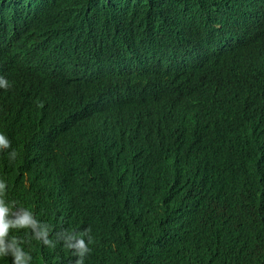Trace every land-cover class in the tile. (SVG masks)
I'll return each instance as SVG.
<instances>
[{"label":"trees","instance_id":"obj_1","mask_svg":"<svg viewBox=\"0 0 264 264\" xmlns=\"http://www.w3.org/2000/svg\"><path fill=\"white\" fill-rule=\"evenodd\" d=\"M43 1L46 0H0V39L4 37L0 45H7L15 52H24L27 47L26 51L29 52L31 42L35 48L51 39L46 54L54 56L63 53L62 56H66L61 58L64 61L59 68L56 65L48 66L50 72L66 80L67 75H85L86 79L100 81L103 96L112 93L113 88L144 86L149 78L138 77L142 82H133V76L125 65L131 62L127 60L143 50L152 53L151 56L167 59L164 55L168 56L169 52L176 54L174 49L185 41L181 31L189 28H195L198 32L201 30L199 34H204L193 36L198 39L199 48L219 46L221 50L217 52L221 54L213 57L225 56L224 51L241 43L232 35L237 28L240 29L238 35L245 37L246 41L235 49L233 56L252 60L257 56L264 57V29L258 35L251 25L241 24L246 18L254 16V6H251L254 0H70L74 6L73 13L63 14L65 19H62L57 30H42L30 37H19V34L29 32L33 25L50 26L51 17L47 11L57 9V12L67 2ZM234 3L237 19L236 13L231 18L233 13L225 11L234 12ZM46 4L52 6L42 7ZM242 4L246 7H241ZM260 10H264L262 0ZM19 19L28 21L20 22ZM215 20H218L217 26ZM229 21L237 22L230 24ZM183 22L190 25L184 27ZM150 23L156 26H149ZM18 24L25 25V28L18 29ZM131 25L138 35L132 36L134 40L125 42L121 37L130 34ZM233 26H236L234 31ZM216 27L220 28L215 32ZM85 28L88 29L86 34ZM13 36L19 39H7ZM82 39L87 41L79 44ZM214 39L216 45L205 44ZM76 41L77 44L72 45ZM92 42L95 43L93 47ZM223 44L227 46L223 47ZM131 45L135 48L132 49ZM185 45L186 42L182 43V47ZM121 46H128L123 54L121 51H125V48ZM91 60L99 64L89 62ZM174 60L172 62L179 63ZM221 61L230 62V59L226 56ZM242 61L247 63L246 59ZM227 63L223 66L228 68ZM247 66L250 64L247 63ZM79 69L83 75L73 72ZM128 74L130 77H127ZM206 80H209V76L199 79L200 85L192 81L179 83L177 90L184 98L181 99L184 106L163 121H160L161 117H155L153 111L137 115L133 108L119 104L115 112L110 111L111 106L107 108L109 105L103 108L104 105L98 104L96 110L93 108L92 116H84L85 123L74 125L75 117H80L79 112L86 111L89 103L96 104L78 99L76 104L62 102L54 111L50 108L22 127L11 121V108L8 107V123L12 124L9 131L16 136L19 144L22 140L31 145L36 143V155L32 156L33 168L30 169L29 180L12 167L1 169L0 177L7 183L1 198L13 207L9 214L0 219L18 223L11 217L15 213L14 206L28 204L41 211L37 216L44 222L40 228L43 233L41 239L36 240L35 233L29 235L28 229L22 231L24 236H19L15 250L10 253L12 257L0 259V264H264V167L249 169V181L242 177L228 194H219L214 199L205 196L192 200L191 195L185 192H176L174 198H166L159 194L162 189L152 180L141 184L133 191L131 198L127 196L136 183L132 173L123 171L125 161L135 159L142 151L130 153L127 148H141L148 137H159L156 131L167 125L168 121L173 126V136L179 145H184V139L195 135L196 129L209 125L208 114L219 106V99L209 97L218 89L202 86ZM152 81L150 79L148 82ZM253 84L250 81L249 85L253 87ZM112 95L110 104L115 101ZM194 96L201 100L194 101ZM177 104L183 105L180 101ZM141 123H144L143 128L140 127ZM130 124L135 126L137 132L131 142L123 134ZM56 133L66 136L61 145L49 142V136ZM239 134L254 143V148L252 146L249 150L254 152V156L262 154L264 114H252L244 119L236 135ZM162 151L172 159L173 164L182 159L181 155L172 158V149L164 150L162 147ZM144 161L146 157L138 160L139 163ZM115 165L119 167L117 170L114 169ZM116 171H123L116 181L127 179L126 184L118 186L117 190L111 181L115 179ZM82 175L85 176L81 178ZM139 180L146 181V177L142 176ZM188 189L186 186L185 190ZM43 207L47 209L44 211ZM74 232H78V236Z\"/></svg>","mask_w":264,"mask_h":264},{"label":"water","instance_id":"obj_2","mask_svg":"<svg viewBox=\"0 0 264 264\" xmlns=\"http://www.w3.org/2000/svg\"><path fill=\"white\" fill-rule=\"evenodd\" d=\"M66 1L61 6L62 10L65 9L62 14L54 15L57 9H50L47 14L52 19L58 17L57 20H62L64 18L63 14L73 13L74 6L70 0ZM260 1L254 0L253 2H256L253 4L254 19L245 17L246 19L241 23L246 26L251 25V29L255 30L258 35L261 29H264V10H260ZM262 2L264 5V0ZM215 3L217 4V2ZM59 5L60 2H58ZM235 17L237 19V13ZM229 22L231 24V21ZM188 25L190 24L183 22L184 27ZM216 28H214L215 32L220 27ZM195 30L197 29L189 28L181 31L185 41H182L180 46L174 49L176 54H170L169 52L168 56L164 55L167 59H159L155 55L151 56L152 53L144 52V50L133 54L135 57L132 58L131 56L127 60L131 63L128 64L127 62L125 64L127 65L126 69L130 70L133 76L131 80L137 84L142 82L138 77L144 79L147 76L149 79L146 80L144 86H124L116 90L113 88L111 91L115 98L114 104L109 103L113 96L110 92L103 97L99 96L95 105L89 103L86 111L79 112L78 116L80 117H75L74 125H80L86 122L84 116L93 115V111L96 110L98 104L104 105L103 108L109 105L107 108L111 106L110 111L114 112L119 108L117 105L119 104L122 107L133 108L137 115L153 111L154 116L161 117L160 121H163L165 117L174 113L176 109L184 106V102L181 100L184 98H181V94L177 90L179 83L185 84V82L192 81L196 85H200L199 79L209 76V80H206L202 86L218 89L216 93L209 96L219 99V106L208 114L207 123L209 125L196 129L195 135H191L190 139L186 138L183 140L184 145L176 143V138L173 136V126L168 121L167 125L156 131L159 137L152 135L145 140L141 148L134 149L129 147L126 149L131 151L130 153L134 150H142L135 159L125 161L123 171L132 173L135 176L133 181L136 183L132 192L127 195L128 198L132 197L133 191L140 188L141 184L152 180L162 189L159 194L166 198H174L176 192H185L191 195L192 200H198L200 197L204 198L205 196L214 199L219 194L222 196L225 193L228 194L236 182L242 180V177L249 181L247 177L249 169L257 167L262 169L264 167V150H262V154L254 156V152L251 153L249 151L252 146L254 148V143L246 139L242 134L236 135L239 131V125L244 124V119L249 118L252 114H264V60H262L264 57L259 58L257 56V58L252 60L248 57L238 58L237 55L233 56L235 49H239L246 39L238 35L240 33L239 28L234 32L236 37L234 38L235 40L238 38L241 43L232 47L233 49L229 47L227 51H224L225 56L213 57L214 53H216L215 55L219 54L217 50L221 49H219V46L206 47L208 51L206 48H199L198 39L193 37L194 35L192 34ZM121 38L126 40L125 42H129V34H125ZM108 39L111 38L108 37ZM174 42L176 41L174 40ZM185 42L186 45L182 47V43ZM226 43H230V41H226ZM29 47L30 53L22 52L20 55H13V50L9 46L4 47L3 50L2 48L0 49V63L4 61L3 66L0 64V81L1 75L7 76L3 88L6 87L8 90L7 95L0 96V124L3 121L10 120L8 107L11 108V121L14 122V125L26 127L31 123V119L39 117L40 114L42 116L50 108L54 111L62 102L78 103V99L87 97L88 91L91 89L96 91V86L100 83V81L93 78L86 79L83 74L81 77H70L67 75L66 80L63 76L50 72L51 70L48 66L56 65L55 67L59 68V64H62L64 59L62 60L57 56L42 57L40 53H34L32 60L30 59L31 51L34 48L32 42ZM121 47L125 48V51H121L123 54L128 49V46ZM141 47L145 48L143 45ZM19 52L16 51V53ZM145 54L146 56L143 57ZM13 56H18L15 62L19 60L22 62L16 66V63L10 62V60L15 58ZM226 56L230 59V62L227 61L228 63L221 61ZM187 57H190V59ZM174 59L178 60L179 63L172 62L175 61ZM245 59L250 66H247V63L242 61ZM52 60H54L53 63H49ZM115 60L120 62L116 58ZM187 61L193 64L189 65ZM195 62L198 64H194ZM152 63H154L153 67H150ZM226 63L228 68L223 66ZM63 69L66 70V67ZM127 77H130V75L128 74ZM150 79L153 81L148 82ZM250 81L254 82L253 87L249 85ZM196 85L194 86L197 87ZM205 92L208 93L207 91ZM164 96L165 100H163ZM196 96L193 97V100L200 101V97ZM102 98L106 100L103 101ZM178 101L183 105L177 106ZM99 108L102 109V106L99 105ZM34 114H38V116H33ZM66 124L72 125L71 123ZM4 125H0V137H3L6 141V143H0V171L3 167H12L16 173H20L29 180L30 169L33 168L32 156L36 155V143L31 145L29 142L22 140L21 144H19L16 141V136L9 131L12 124L4 123ZM140 127L143 128L144 123H141ZM123 134L131 142L137 135L135 126L127 125ZM252 137L254 141V133ZM65 138V135L56 133L49 136V142L61 145ZM44 143L43 141L42 144ZM126 143L129 142L126 141ZM162 147H164V150L172 149V158L181 155V161L173 164L172 159L164 155ZM23 150L28 152L25 153ZM148 155L153 156L148 157ZM143 157H146V161L139 163L138 160ZM249 157H253L252 160L244 162ZM118 168L115 165L114 169L117 170ZM123 171L114 172L115 179H111L116 190L118 186L127 182L126 178L122 181H116V178ZM83 176L85 175H82L81 178ZM142 176L146 177V181L139 180ZM66 178L69 179V177ZM105 186L108 187L107 185ZM186 186L189 188L188 190H185ZM6 187L7 183L0 177V217L9 214L13 207L1 198ZM51 187H53V184ZM57 192L59 193V188ZM14 207L15 213L11 217L15 218L18 223L14 222L13 224L7 219H0L1 260L12 257L10 253L15 250L19 242V236H24L21 233L22 231L28 229L29 235L35 233L36 240L41 239L43 236L40 228L44 220L42 218L38 219L37 216L41 211L35 207L28 206V204ZM46 209L44 208V211ZM13 226L14 232H12ZM17 230L18 232H16ZM74 234L78 236V232H74ZM50 237L57 238L56 235H51Z\"/></svg>","mask_w":264,"mask_h":264},{"label":"bare ground","instance_id":"obj_3","mask_svg":"<svg viewBox=\"0 0 264 264\" xmlns=\"http://www.w3.org/2000/svg\"><path fill=\"white\" fill-rule=\"evenodd\" d=\"M43 2H46V3H51V2H49V0H46V1H43ZM219 5V9L220 10H222V8L220 7V4H218ZM50 6H52V5H50ZM50 6L49 5H43L42 7H46V8H50ZM251 6H253V3H251ZM41 7V8H42ZM241 7H246L245 5H241ZM138 8V7H137ZM225 9H227V8H225ZM64 10L65 9H61V10H58L54 15H60V14H62L63 12H64ZM234 12H230V10H225V11H227V13H233V14H231V18H232V15L234 16V14L236 13V6H235V3H234V5H233V9H232ZM204 17H206V16H208V15H203ZM234 18V17H233ZM236 18V17H235ZM58 19V17H55L54 19H52L51 18V20H50V22H51V24H50V26H43V27H38V26H36V25H33L32 27H31V30L29 31V32H25V33H21V34H19V37H30V36H32L33 34H36V33H39L40 31H42V30H48V31H55V30H57L60 26H61V24H62V22H63V20L65 19V17L63 18V20H57ZM251 19H254V16L252 15V18ZM19 21L20 22H23V21H28L27 19H19ZM208 21V20H207ZM226 23V22H225ZM228 23V22H227ZM231 23H236V21H231ZM214 24H215V26H217L218 25V20H215V22H214ZM145 25H147V24H142V26H145ZM149 26H152V27H154V26H156V24H154V23H150V24H148ZM233 25V24H232ZM235 25V24H234ZM87 26H88V24H87ZM17 28L19 29V28H25V25H23V24H18V26H17ZM236 28V26H233V31H234V29ZM133 26L131 25V29H130V31L132 32H130V34H131V37H129V39H131V40H134V38L135 37H133L132 38V36H137L138 34H136L135 32H133ZM227 30V29H226ZM84 32H85V34L88 32V29L86 30V28H85V30H84ZM192 32V31H191ZM129 34V35H130ZM224 34V33H223ZM156 35H161V33H157ZM193 35H197V37H198V35H201V36H204V34H199V32L197 31V30H195L194 32H193ZM233 35V37H235V34L233 33L232 34ZM224 36H226L225 34H224ZM236 38V37H235ZM4 39V37H2L1 39H0V42L1 41H4L3 40ZM7 39H19V38H17V37H15V36H13V37H9V38H7ZM225 40H226V38H225ZM82 41V42H81ZM85 41H87V40H85V39H82V40H80L79 42L78 41H76L74 44H72V45H75V44H77V42L79 43V44H83V42H85ZM203 41H204V38H203ZM209 42H205V44H213V45H216V44H214V41H216V39H214L213 40V42H211L212 40H208ZM235 41V40H234ZM88 43V42H87ZM87 43H85V44H87ZM109 44H112L113 42H108ZM95 43L94 42H92L91 43V46L93 47V45H94ZM122 44H123V42H122ZM125 44H127V43H125ZM132 44H135V42H133ZM72 45H71V47H72ZM232 45H234V44H232ZM227 46V44H223V47H226ZM4 47H7V45H0V48H4ZM131 47H133L132 45H131ZM22 49V48H21ZM134 49V48H133ZM27 50V47L24 49V52L22 51V50H20V52L19 53H29V52H27L26 51ZM131 50V49H130ZM19 53H17V54H19ZM64 53H67V51H65ZM102 53H104V52H102ZM62 54L63 53H56L54 56H57V57H60V59L61 58H63V57H65V56H62ZM197 54V53H196ZM216 54V53H215ZM214 54V55H215ZM220 55V54H219ZM13 57H15L13 60H10V62H12L13 64H15L16 63V66L19 64V63H21L22 61L21 60H19L18 62H15V60L16 59H18V56H13ZM53 61L54 60H52V61H49V63H53ZM89 62H91V63H95V64H99V62H97V61H93V60H91V61H89ZM97 62V63H96ZM55 63V62H54ZM63 63V62H62ZM1 64V66H3L4 65V61L3 62H1L0 63ZM34 65H37L36 63H33ZM120 64V63H119ZM191 64H193V63H189V65H191ZM194 64H196V63H194ZM115 66H117V65H115ZM47 67V66H46ZM110 69V68H109ZM11 71L12 72H14L12 69H11ZM33 71H36V70H33ZM117 73L119 72L118 70H115ZM73 72H79V74H83V71L81 70V69H79V70H77V71H73ZM73 72H71L70 74H74ZM6 79H7V76H5V75H1V81H3V84H4V82L6 81ZM3 84L0 86V94H5V93H7V88L5 87V88H3ZM103 100H105V98L103 99ZM30 160H31V158H30ZM58 261V260H57Z\"/></svg>","mask_w":264,"mask_h":264},{"label":"clouds","instance_id":"obj_4","mask_svg":"<svg viewBox=\"0 0 264 264\" xmlns=\"http://www.w3.org/2000/svg\"><path fill=\"white\" fill-rule=\"evenodd\" d=\"M49 43H51V39H48V40H46V41H43V42H41L39 45H37L31 52V55H30V59H32L33 60V57H32V55L34 54V53H40L41 55H42V57H44V56H48L47 54H46V48H47V46H48V44ZM30 53V52H29ZM13 55H20V54H17L15 51H13ZM26 55H29V54H26ZM3 84V81H0V85H2ZM95 87V86H94ZM103 94H104V89H103V86H102V84L101 83H99V84H97V86H96V91L95 90H90V91H88L87 92V97H85L84 99L85 100H88V101H90V102H96V99L99 97V96H101V97H103ZM4 95H7L6 93L5 94H3V96ZM13 96V95H12ZM103 99V98H102ZM4 123H8V121H3L1 124H4ZM0 143H6V141L4 140V138L3 137H0Z\"/></svg>","mask_w":264,"mask_h":264}]
</instances>
